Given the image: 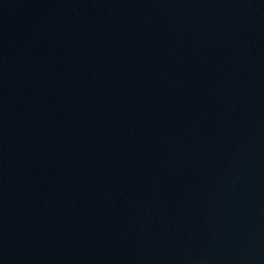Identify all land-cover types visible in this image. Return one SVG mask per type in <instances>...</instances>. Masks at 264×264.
<instances>
[{"label": "water", "instance_id": "1", "mask_svg": "<svg viewBox=\"0 0 264 264\" xmlns=\"http://www.w3.org/2000/svg\"><path fill=\"white\" fill-rule=\"evenodd\" d=\"M0 264H264V0H0Z\"/></svg>", "mask_w": 264, "mask_h": 264}]
</instances>
